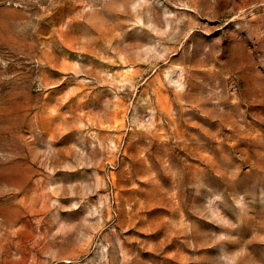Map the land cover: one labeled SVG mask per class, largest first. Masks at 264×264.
Masks as SVG:
<instances>
[{
	"label": "rangeland",
	"instance_id": "374dc122",
	"mask_svg": "<svg viewBox=\"0 0 264 264\" xmlns=\"http://www.w3.org/2000/svg\"><path fill=\"white\" fill-rule=\"evenodd\" d=\"M0 264H264V0H0Z\"/></svg>",
	"mask_w": 264,
	"mask_h": 264
}]
</instances>
